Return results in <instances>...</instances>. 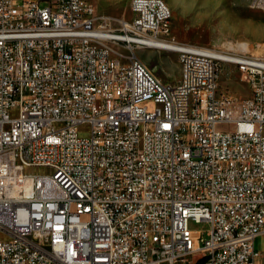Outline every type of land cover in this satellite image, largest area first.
Instances as JSON below:
<instances>
[{"label":"built area","instance_id":"1","mask_svg":"<svg viewBox=\"0 0 264 264\" xmlns=\"http://www.w3.org/2000/svg\"><path fill=\"white\" fill-rule=\"evenodd\" d=\"M129 9L0 0V264H254L264 43L178 42L162 0ZM139 48L175 52L179 80ZM224 64L249 96L219 92Z\"/></svg>","mask_w":264,"mask_h":264},{"label":"rangeland","instance_id":"2","mask_svg":"<svg viewBox=\"0 0 264 264\" xmlns=\"http://www.w3.org/2000/svg\"><path fill=\"white\" fill-rule=\"evenodd\" d=\"M96 10L114 17L130 20V0H89ZM169 6L171 33L178 42L201 46H221L229 43H264V11L252 8L251 0H164ZM42 3V1H41ZM136 54L150 71L162 82L174 84L179 80L180 66L177 54L161 49L139 48ZM219 92L232 99L249 96V83L241 79L239 71L224 64L219 76ZM15 116L17 110H11ZM222 126H219L221 128ZM80 136H88L87 128H81ZM40 173L48 170L39 169ZM191 230L202 231L206 238L209 224L189 221ZM0 232V238H3ZM257 251L254 264H264V232L254 241Z\"/></svg>","mask_w":264,"mask_h":264},{"label":"bare ground","instance_id":"3","mask_svg":"<svg viewBox=\"0 0 264 264\" xmlns=\"http://www.w3.org/2000/svg\"><path fill=\"white\" fill-rule=\"evenodd\" d=\"M253 2H254V0H251L250 1V6L252 8H255V9H258V10H261V11H264V7H261V6H253ZM162 5H167L164 0H162ZM169 11H171L170 8H169ZM171 15H172V13H171Z\"/></svg>","mask_w":264,"mask_h":264},{"label":"trees","instance_id":"4","mask_svg":"<svg viewBox=\"0 0 264 264\" xmlns=\"http://www.w3.org/2000/svg\"><path fill=\"white\" fill-rule=\"evenodd\" d=\"M199 264V263H198Z\"/></svg>","mask_w":264,"mask_h":264}]
</instances>
